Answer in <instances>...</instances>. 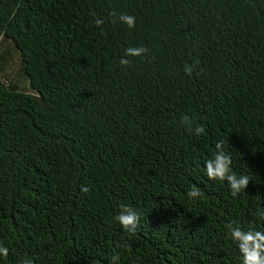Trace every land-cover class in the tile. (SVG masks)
<instances>
[{
	"label": "trees",
	"instance_id": "1",
	"mask_svg": "<svg viewBox=\"0 0 264 264\" xmlns=\"http://www.w3.org/2000/svg\"><path fill=\"white\" fill-rule=\"evenodd\" d=\"M0 38L32 89L0 80V264H240L227 225L264 230V0H0ZM220 141L237 197L205 174Z\"/></svg>",
	"mask_w": 264,
	"mask_h": 264
},
{
	"label": "clouds",
	"instance_id": "2",
	"mask_svg": "<svg viewBox=\"0 0 264 264\" xmlns=\"http://www.w3.org/2000/svg\"><path fill=\"white\" fill-rule=\"evenodd\" d=\"M119 20L126 24L129 28L136 27V17L130 14H121ZM96 25L99 27L104 23L100 18L95 19ZM148 53L146 46H133L125 49V56L142 57ZM120 65L128 66L130 61L121 57ZM185 72L192 74L193 66L186 64ZM183 123L191 130L193 120L191 117L185 116ZM197 135L203 134L205 128L202 125L196 126L194 129ZM216 153L212 158L204 162V169L207 178L211 181L226 182L231 195L237 197L242 192L246 191L250 177L247 174L238 175L232 167V155L224 150L223 142L215 144ZM81 191L87 193L90 189L86 186H81ZM190 198L200 196L199 190L193 186L189 192ZM261 217H264V210H261ZM140 214L128 205H121L119 214L114 217L115 221L119 223L121 228L128 234L134 235L140 225ZM228 236L237 247L240 254V264H264V230H259L255 227L244 228L239 222L229 223L227 225ZM9 255V248L0 245V257L7 258ZM113 264H118L120 256L115 254L111 257ZM22 264H34V261L25 258Z\"/></svg>",
	"mask_w": 264,
	"mask_h": 264
},
{
	"label": "rangeland",
	"instance_id": "3",
	"mask_svg": "<svg viewBox=\"0 0 264 264\" xmlns=\"http://www.w3.org/2000/svg\"><path fill=\"white\" fill-rule=\"evenodd\" d=\"M23 65L21 54L14 43L7 38H0V80L11 88L32 91Z\"/></svg>",
	"mask_w": 264,
	"mask_h": 264
}]
</instances>
